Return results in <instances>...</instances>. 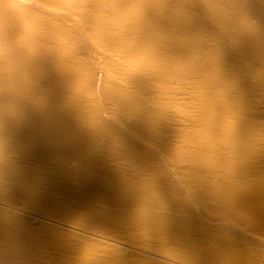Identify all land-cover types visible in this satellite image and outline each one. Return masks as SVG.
<instances>
[{
  "label": "bare ground",
  "instance_id": "1",
  "mask_svg": "<svg viewBox=\"0 0 264 264\" xmlns=\"http://www.w3.org/2000/svg\"><path fill=\"white\" fill-rule=\"evenodd\" d=\"M0 264H264V0L0 23Z\"/></svg>",
  "mask_w": 264,
  "mask_h": 264
},
{
  "label": "clouds",
  "instance_id": "2",
  "mask_svg": "<svg viewBox=\"0 0 264 264\" xmlns=\"http://www.w3.org/2000/svg\"><path fill=\"white\" fill-rule=\"evenodd\" d=\"M38 0H0V23L30 32L36 26Z\"/></svg>",
  "mask_w": 264,
  "mask_h": 264
},
{
  "label": "rangeland",
  "instance_id": "3",
  "mask_svg": "<svg viewBox=\"0 0 264 264\" xmlns=\"http://www.w3.org/2000/svg\"><path fill=\"white\" fill-rule=\"evenodd\" d=\"M101 74L104 76V72ZM63 228H68L69 231H71L72 233H76L77 235H79L83 240H86L89 244V247H98L99 249H119L123 252H125L126 254H129L131 256L133 255H138V256H145L147 255L144 252H139L136 249H133L131 247L128 246L129 241H114L112 240L111 236H107V235H103L101 233H99L98 231L94 230H84V229H80L77 228L75 226H63ZM80 249L82 250V247H77L76 248V252L80 251Z\"/></svg>",
  "mask_w": 264,
  "mask_h": 264
}]
</instances>
